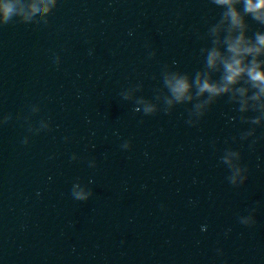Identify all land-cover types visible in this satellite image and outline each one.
Segmentation results:
<instances>
[{
    "label": "clouds",
    "instance_id": "obj_1",
    "mask_svg": "<svg viewBox=\"0 0 264 264\" xmlns=\"http://www.w3.org/2000/svg\"><path fill=\"white\" fill-rule=\"evenodd\" d=\"M210 3L222 11L204 37L210 40V46L200 50L204 67L192 76L165 65L163 88L157 89L156 98L162 100L165 113H170L178 104H192L188 123L194 125L218 98L227 95L230 103L238 105L242 123L264 125V31L257 30L248 35L251 30L249 17L264 26V0H210ZM56 4L57 0H43V11L52 12ZM39 11L41 7L36 2L25 4L24 0H3L0 2V25L12 22L18 14L21 16L19 22L30 23L31 15ZM216 73H219L218 79H214ZM122 96L129 98L126 94ZM159 110L157 104L147 103L143 112L152 115ZM249 112L256 115H245ZM255 131V127L244 131L241 139L253 137ZM130 146V142L122 145L125 149ZM232 154L239 156L240 152L233 151ZM74 197L87 199L83 193H75Z\"/></svg>",
    "mask_w": 264,
    "mask_h": 264
}]
</instances>
